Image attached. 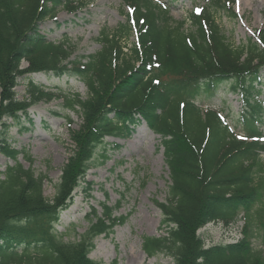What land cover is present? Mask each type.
<instances>
[{"label": "trees", "instance_id": "1", "mask_svg": "<svg viewBox=\"0 0 264 264\" xmlns=\"http://www.w3.org/2000/svg\"><path fill=\"white\" fill-rule=\"evenodd\" d=\"M123 1L131 10L129 23L116 33L102 32V50L84 63L73 59L75 48L68 40L52 42L40 31L59 9L77 13L82 3L0 0L3 118L18 122L19 112L26 114L30 105L64 99L36 84L34 74L77 79L88 88L86 100L75 95L66 101L71 112L79 110L86 137L75 138L78 150L63 168L52 202L44 195L47 178L25 169L18 162L25 151L2 140L1 151L14 166L0 173V264H102L90 259L96 239L127 218L113 217V209L103 205V216L94 211L79 241L65 242L57 229L60 204L89 184V171L109 161L106 139L129 137L141 123L161 137L171 182L166 202H156L167 233L142 239L147 256L164 255L170 264H259L246 242L208 247L198 231L214 222L232 224L242 215L257 223L264 215V209H254L264 190V32L259 43L232 44L216 20L218 13L238 17L229 0H209L207 8L192 12L193 31L153 0ZM133 32L137 42L126 53L122 42ZM20 80L27 82L21 102L13 91ZM226 87L242 101L237 128L219 111L201 106Z\"/></svg>", "mask_w": 264, "mask_h": 264}, {"label": "rangeland", "instance_id": "2", "mask_svg": "<svg viewBox=\"0 0 264 264\" xmlns=\"http://www.w3.org/2000/svg\"><path fill=\"white\" fill-rule=\"evenodd\" d=\"M75 1L84 5L79 13H69L61 8L55 19H48L41 24L40 31L52 42L68 40L75 48L73 59L80 58L85 63L88 57L102 50V32L116 33L129 23L130 9L123 0ZM153 1L156 5L169 8L174 21L185 22L187 31H193L190 14L209 5V0ZM229 1L234 2L238 18L233 20L218 13L216 20L223 33L237 47L246 45L250 40L257 41L259 33L264 32V0ZM135 43L134 35L123 41L125 52L129 53ZM22 68H27L26 62H23ZM32 80L51 93L64 97V100L56 98L51 102L30 105L26 114L19 112L18 122H14L10 118H3L1 113L5 102L0 85V144L6 140L12 148L25 151L18 162L25 169H31L35 176L47 178L44 195L52 202L56 197L62 170L78 150L75 138L86 137L82 133L83 118L79 110L71 112L66 101L75 95L86 100L88 89L79 80L67 77L37 74L32 76ZM260 80L264 87V70ZM20 82L13 90L19 102L25 98L27 84L24 80ZM260 99L264 102V90ZM201 106L219 111L232 128H237L242 101L239 94L231 92L229 87L222 88L212 101ZM261 132L264 136V121ZM237 134L243 136L239 129ZM106 143L110 160L88 173L85 178L89 183L87 186L82 185L83 188L63 199L58 232L64 235L65 242L79 241L94 221V211L100 217L103 216L105 204L113 208L115 218L127 217V221L118 225L110 235L96 239L95 250L90 255L93 261L102 264H113L115 261L118 264H170L171 259L164 255L150 258L142 248L143 238L163 237L167 233L161 227L162 214L155 205L156 202H166L171 185L161 138L148 131L145 124H139L129 137L109 138ZM25 153L32 162L27 160ZM263 160L264 155L261 162ZM7 166H14V162L7 159L0 148V173ZM119 203L121 206L118 208ZM255 204V211L264 209L263 189L258 192ZM251 222L250 216L242 215L234 224L210 223L201 228L198 234L208 247L246 242L255 251L259 264H264V215L256 218L257 223ZM253 228L259 230L254 237L251 233Z\"/></svg>", "mask_w": 264, "mask_h": 264}, {"label": "snow or ice", "instance_id": "3", "mask_svg": "<svg viewBox=\"0 0 264 264\" xmlns=\"http://www.w3.org/2000/svg\"><path fill=\"white\" fill-rule=\"evenodd\" d=\"M239 2V0H237V3ZM199 11H201L200 9H197V12L199 13Z\"/></svg>", "mask_w": 264, "mask_h": 264}]
</instances>
